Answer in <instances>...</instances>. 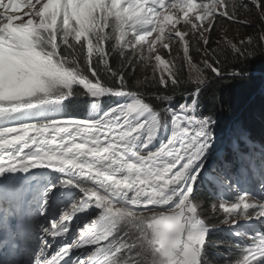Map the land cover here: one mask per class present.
Masks as SVG:
<instances>
[{
    "label": "snow or ice",
    "instance_id": "1",
    "mask_svg": "<svg viewBox=\"0 0 264 264\" xmlns=\"http://www.w3.org/2000/svg\"><path fill=\"white\" fill-rule=\"evenodd\" d=\"M251 3L264 20V0ZM242 8H248L244 0H0V175L49 167L81 192L43 228L34 264H205L206 233L216 225L206 223V205L193 193L213 121L199 114L198 101L210 78L226 75L227 56L245 55L252 42L225 38L210 47L218 19L238 22ZM21 9L27 11L17 14ZM192 37L202 53L199 63L190 55ZM177 40L193 73L188 79L179 57L165 59L157 50L170 54ZM137 67L150 68L151 75L136 76ZM148 84L161 91H145ZM189 84L191 100L179 109L145 100L151 95L167 105ZM89 94L97 102L105 94L131 102L97 118L84 114L80 98ZM161 111L173 118L171 138L145 151ZM142 133L145 141L137 145ZM89 207L101 215L57 244L74 213ZM211 209L222 210V223L230 227L264 220V199L247 192ZM236 234L248 243L233 245L238 253L227 264H261L264 232Z\"/></svg>",
    "mask_w": 264,
    "mask_h": 264
},
{
    "label": "trees",
    "instance_id": "2",
    "mask_svg": "<svg viewBox=\"0 0 264 264\" xmlns=\"http://www.w3.org/2000/svg\"><path fill=\"white\" fill-rule=\"evenodd\" d=\"M251 8V7H250ZM245 10H239L243 17H250L252 12L247 13ZM241 16V17H242ZM255 21V16L251 22ZM264 24V21L260 18L258 25ZM216 26V25H215ZM264 27V26H263ZM218 30V24L215 27L213 33ZM258 29H252L250 37H252V42L246 44L245 55L238 58H233L231 55L227 56L225 60L226 75L223 78H210L206 87H203V91L200 93L198 101V111L203 117H211L215 122L216 128L212 125L213 131L216 134L217 131H221L223 134L227 133L229 127H231V134L236 137L230 140L232 144L235 142H244V133L246 126H254L258 133H262L264 130V38L261 36L260 32L257 33ZM243 32V31H242ZM242 36L243 41H247L248 38L244 35ZM213 37H211L212 39ZM236 38V37H235ZM223 40L220 35H217L212 39L210 45L211 48H217L219 41ZM217 41V42H216ZM195 42V40H194ZM237 44L239 43L236 40ZM194 48L190 49V55L194 60H197L201 53L196 51V42L193 43ZM166 52L165 59H174L179 57V65L182 68V75L184 79H188L189 71L188 66L183 60V51H180L174 55H169L168 50ZM247 53H251V56H247ZM168 54V55H167ZM221 59H224L222 56ZM112 63H118V55L112 57ZM199 63V61H198ZM233 70L241 72L240 75H227V73ZM146 75H151V69H142L137 67L136 76L143 78ZM135 77H133V80ZM145 91L149 93L161 91L159 86L156 84H148L142 86ZM193 85H186V91H178L177 94L168 102L167 105L159 104L154 101V98L149 95L145 97L146 102L151 104L154 108H171L179 109V107L186 101L191 100V91ZM84 102V114H88L89 108L93 100L87 96L80 98ZM104 100V98H100ZM160 117L168 116V112L161 111ZM263 125L262 129L260 126ZM241 140V141H240ZM195 198H198L195 196ZM202 200V199H201ZM206 206L211 203H219V200H214L210 198H205L202 200ZM211 221H220L224 218L223 212L209 213ZM241 242V239H239ZM245 242V241H244ZM248 242H246L247 244ZM209 253H205V260L208 259ZM235 257H232L233 259ZM227 264V263H226Z\"/></svg>",
    "mask_w": 264,
    "mask_h": 264
},
{
    "label": "rangeland",
    "instance_id": "3",
    "mask_svg": "<svg viewBox=\"0 0 264 264\" xmlns=\"http://www.w3.org/2000/svg\"><path fill=\"white\" fill-rule=\"evenodd\" d=\"M244 3H246L248 5L249 11L252 12V14H250V17H248V18L247 17H239L241 19L240 22H235V23L233 21H229L226 18L222 17V19H221L222 23L219 22L218 30L215 33H212V36H211V37H213L212 39H214V37H216L217 35H220L222 39L229 38V40H231L232 42L234 41L235 43H237L236 40H238L239 42L242 41V40H239L240 39L239 36L244 35L247 39L251 36V35H249L251 30L252 29H258V28H259V30L257 31V33L260 32L261 36L264 38V27H263L264 24H262L260 26L258 25V28L256 27L257 23L259 22V20L261 18V12L256 10L255 5L251 3V0H245ZM240 10L243 11L245 9L242 8ZM249 11L247 10L246 12L250 13ZM254 16H255V21L251 22V20L254 18ZM245 21H250V22L245 23ZM216 26H217V24H216ZM191 42L195 43L196 41L194 42L192 39ZM160 49H162V48H160ZM180 49H182V45H179L178 41H176L175 43L172 44V48H171V52H174V53H170L169 55H174V54L178 53L180 51ZM161 51L162 50H160V53L158 51V53L160 55L162 54ZM163 58H165V56ZM201 58H202V53H201V56H199V58L197 60H194V61L198 63V61H200ZM188 71H189V75L193 74L189 68H188ZM206 86H204V87H206ZM204 89L202 88V91ZM105 95H111V94H105ZM108 97H110V96H108ZM117 98H118V99H116L117 102H115L114 105H110L106 108H102V106L100 104H95L92 114L95 116L102 117L105 113H108L112 108L116 107L117 105L127 104L124 96H117ZM168 115L170 116L169 120H164V121H161L160 115H159V126L157 128L156 136L154 137L152 143L148 144L147 148L144 149L145 151H156L159 149V147L163 143H166L167 140H169L171 138V133L173 130V124H172L173 118L169 113H168ZM212 137H213L212 145H211L210 149L205 153V158L203 160V167L200 171H203L206 168V166L208 165V162H210L214 157H216V155L220 151V149L224 148V146L222 148H220V146H219L220 139L219 138H217L213 135H212ZM144 141H145V137L142 133L141 138L139 140H137V145H141ZM240 154H242V153L240 152L237 154L238 158H242L241 156H239ZM251 159H252V157L250 156L249 161H251ZM249 161L246 163V166L248 168L251 167V165L249 164ZM263 161H264V158H263ZM205 164H207V165H205ZM255 165H256V163H255ZM257 170H258V165H257ZM200 171H199V173H200ZM254 175L255 174H252L253 177H254ZM197 179H198V177H197ZM197 179H196V181H197ZM225 185L227 187H230L229 186L230 182L226 181ZM253 189H255V187L252 186V194H253V196L256 197V199H258V200L264 199V188L261 189V186H259L257 189L258 192H253ZM210 211H212V209H210ZM207 217H209V216H207ZM257 221H260V220H244V222H242V223L243 224H252V227H254L255 225H260V223ZM263 229H264V225H263ZM51 254H52V252L49 254V256Z\"/></svg>",
    "mask_w": 264,
    "mask_h": 264
},
{
    "label": "bare ground",
    "instance_id": "4",
    "mask_svg": "<svg viewBox=\"0 0 264 264\" xmlns=\"http://www.w3.org/2000/svg\"><path fill=\"white\" fill-rule=\"evenodd\" d=\"M241 20V19H240ZM185 28L187 29V26H185ZM159 46H157V50L159 51L160 53V50L161 51V55L164 57H167L165 54L166 52L164 51V49H160V47L158 48ZM171 53H174V52H171ZM255 147V144L251 145L248 147V150H251ZM260 147V146H259ZM27 151V150H25ZM41 169H50L49 167H36V168H31L29 171H14V172H6L5 174L3 175H0V182L2 183H10L12 182V184L16 187H21L22 186V183H23V179L27 176L31 177L35 172H44V171H47V170H44V171H41ZM43 180L46 182V183H51L52 181H54V178L52 177H46V178H43ZM251 190V189H249ZM21 209V208H19ZM97 210V209H95Z\"/></svg>",
    "mask_w": 264,
    "mask_h": 264
}]
</instances>
